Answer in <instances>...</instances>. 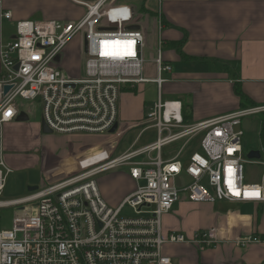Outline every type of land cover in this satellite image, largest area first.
<instances>
[{
  "label": "built area",
  "instance_id": "built-area-1",
  "mask_svg": "<svg viewBox=\"0 0 264 264\" xmlns=\"http://www.w3.org/2000/svg\"><path fill=\"white\" fill-rule=\"evenodd\" d=\"M69 1L85 10L78 20L19 19L13 40L0 41V125L16 119L18 98L38 100L42 121L51 132L93 135L97 144L73 159L76 166L53 177L45 171L44 185L35 191L0 199V208H14L10 227L0 228V264H174L165 246L188 240L164 232L162 216L181 193L195 203L264 201V160L245 156L241 128L244 117L264 112V106L187 123L180 100L158 96L141 120L119 125L118 102L125 86L153 82L160 91V73L171 67L163 64L158 48L153 59L157 75H143L144 34L141 28L129 27L135 22L128 4ZM2 4L0 0V18L11 20L12 13ZM78 33L83 36V72L72 76L56 60ZM117 40L134 41V54L102 56V42ZM5 85H11L6 94ZM142 125L156 130V140L133 149L134 143L115 155L123 132ZM173 143H178L177 150L164 158L163 148ZM245 163L263 167L259 181L245 182ZM121 167H127L135 188L112 206L102 198L96 176ZM11 171L2 160L0 144V195ZM251 191L259 195H245ZM126 206L129 212L123 213ZM216 239L212 227L196 232L191 241L204 249Z\"/></svg>",
  "mask_w": 264,
  "mask_h": 264
},
{
  "label": "crops",
  "instance_id": "crops-1",
  "mask_svg": "<svg viewBox=\"0 0 264 264\" xmlns=\"http://www.w3.org/2000/svg\"><path fill=\"white\" fill-rule=\"evenodd\" d=\"M4 1L3 8L10 10L12 21L30 18L34 12L31 11L29 16H16ZM115 1L126 3L133 9L134 22L140 25L144 34V58L147 59L145 56L151 52L153 61L156 54L154 56L151 49L155 48L157 51L159 48L163 64L171 67L169 71L160 73L163 79L160 91L155 83L146 82L155 86V99L144 95L142 89L146 83L125 86L123 97L127 94L134 96L138 105L135 109L128 110L126 102L121 101L123 126L141 120L146 109L152 106L158 96L162 98V95L180 100L183 111L191 113L192 122L234 112L244 108L234 92L236 84L255 106H264V0ZM4 20L8 19L0 18V41L6 43L2 40L1 23ZM160 20L163 21L162 25ZM147 46L151 48L150 51ZM154 68L155 75L145 76L146 78L157 75L155 65ZM82 72L83 65L79 75ZM14 121L17 120L0 125L1 147H4L5 126L15 128L21 125ZM24 125L30 126L33 133L39 135L38 117ZM257 133V140L261 144L257 147L252 146L255 144L253 142L252 145L247 144L248 148L259 151L258 159H261L262 154L264 155L261 127H258ZM59 138L65 141L63 146L58 145L61 148H57L59 154L49 147L40 150L41 163L43 155L51 158L50 163L43 164V170L51 177L76 166L74 163L77 160L73 159L97 144L95 139L89 144H81L82 146L70 141L89 138L83 135H64ZM33 140L31 134V141ZM23 143L24 140H17L13 144L15 147L12 148L16 153L12 157L8 155L9 160L7 159L12 166L24 167L27 161L22 152L29 147H25ZM29 143L30 140L27 141ZM244 147L246 142L243 141L245 150ZM60 166L62 169L58 171ZM125 175L131 181V186L122 198L135 188V182L128 173ZM44 179L42 177L43 182ZM162 225L164 232L180 233L188 240L165 246L164 252L174 264H264V201L217 200L195 203L187 200L185 194L181 193L171 210L162 216ZM212 227L216 230L215 243L204 249L192 243L196 232ZM253 237L258 239L248 241Z\"/></svg>",
  "mask_w": 264,
  "mask_h": 264
},
{
  "label": "rangeland",
  "instance_id": "rangeland-1",
  "mask_svg": "<svg viewBox=\"0 0 264 264\" xmlns=\"http://www.w3.org/2000/svg\"><path fill=\"white\" fill-rule=\"evenodd\" d=\"M4 3H7V5H9L12 10H14V12L17 14L16 16H29L28 14L31 11H34L33 14L30 15L31 19L51 18L61 21L78 20L82 16L81 14H83V12L85 11L82 6L74 4L69 0H5ZM15 24V20H4L1 23L2 40L4 42H9L13 40L12 36L15 34ZM150 49L151 48L147 46V50L150 51ZM151 51L155 56L156 49L152 48ZM150 53L151 52H148L147 56H145L147 59H145L143 66V75L146 77H151L155 75V64L153 65ZM60 61L62 62V65L69 74L75 76L79 75V71L82 69L84 61L83 36L81 33H78L76 36H74L71 41L66 45L65 49L63 50L60 56V60L59 56L58 60H56V62L61 64ZM142 91L147 98H156L155 86L153 84H144ZM124 94L125 93L123 92L120 94L118 102L119 125L123 124L122 117L124 113L121 109V101L126 102L128 110H133L138 105V101L134 96H130L129 94H127L124 98ZM161 99L164 100L169 98L166 95H162ZM17 104L21 111L27 112L29 117L26 121H14L21 125L15 128L12 127L13 129L9 128V126L4 125L5 133L3 139L4 147H2V160L5 165L8 166L12 171L6 176L4 189L2 190V194L0 195L1 200L21 198L29 194L27 190L28 186H43L44 182L42 180V177H44L45 170H43L44 167L43 163H41L40 158L41 148H53L54 152L59 154L58 150H61V148L58 145L62 144L63 146L65 143L64 140L62 141L59 138L64 135L60 136V134L57 133H47L42 131V106L38 100L29 101L18 98ZM35 117L39 118V135L34 134L33 129H31L30 126L24 125L29 124ZM262 117L263 114H253L246 116L242 119L241 128L244 131L243 141L246 142V147H244L245 156L247 155V152L249 150L253 149L248 148V144H251L253 142L255 144L251 145L254 147H257L259 144H261V142H258L257 140V132L258 127H261ZM146 126L147 125L138 126L126 132H123L122 137H120L119 143L117 145L115 155H120L124 153L127 149L132 146L134 142L135 144L133 145V149L139 148L155 141L157 136L156 130L154 128L146 129ZM141 131L143 133L139 137L138 134ZM31 134H33V141H31ZM83 136H87L89 138H86L84 140L82 138L76 140L72 139L70 141L73 142L74 145H81L85 142L89 144L94 141V139L96 140V137L93 135ZM137 137L139 138L135 140ZM22 139L24 140V146L29 147L25 148L26 150L22 152L25 154L24 156L26 157L27 161L23 165L24 167H15L8 162V155H11V157L14 156L13 154L16 153V150L12 148L15 147L13 146V144L17 140L23 141ZM28 140H30L29 144H27ZM177 148L178 143H173L163 148V157L167 158L173 155ZM261 160H264L263 154L261 156ZM126 171H128L127 167H121L117 170L107 171L96 176L101 196L109 205L114 206L119 201H121L122 196L125 194L128 188H130L131 181L125 175L127 173ZM262 171L263 167L261 165L245 163V182L253 183L259 181L261 178ZM122 172L126 173L123 174ZM13 212V207L0 208V228L10 227L13 218ZM122 212H129L128 207H124Z\"/></svg>",
  "mask_w": 264,
  "mask_h": 264
},
{
  "label": "snow or ice",
  "instance_id": "snow-or-ice-1",
  "mask_svg": "<svg viewBox=\"0 0 264 264\" xmlns=\"http://www.w3.org/2000/svg\"><path fill=\"white\" fill-rule=\"evenodd\" d=\"M123 13L126 15L127 14V9L122 10ZM131 43V48L133 49V44L134 41L132 40H126V41H103L102 42V51H101V55L102 56H131L133 55V50L129 53V52H117V51H112L113 48L115 47H126L128 45V43ZM11 115V111L5 113V116H9ZM232 149H229V152H231ZM229 173L231 174L232 169L229 168L228 169ZM229 187L232 188V181L231 179H229L228 181ZM235 195H239L240 193L238 191L234 192ZM246 196H258L259 193L257 191H251V192H245Z\"/></svg>",
  "mask_w": 264,
  "mask_h": 264
},
{
  "label": "water",
  "instance_id": "water-1",
  "mask_svg": "<svg viewBox=\"0 0 264 264\" xmlns=\"http://www.w3.org/2000/svg\"><path fill=\"white\" fill-rule=\"evenodd\" d=\"M130 28L132 29H139L140 28V25L138 24H134V25H131L129 26ZM86 50V45L84 44V51ZM17 68V66H16ZM11 88V85H5L3 87V93L6 94L9 89ZM28 119V115L23 112V111H20L18 113V115L16 116V120L17 121H26ZM41 128H42V131L43 132H47V133H50L51 130L46 126V124L42 121L41 122ZM116 129V124L111 128V132H113L114 130ZM247 158L249 159H254V158H260V153L258 150H250L249 152H247V155H246ZM51 162V158L47 155H43L42 157V163L43 164H48ZM38 188L37 185H34V186H28L27 190L28 192H32V191H35L36 189Z\"/></svg>",
  "mask_w": 264,
  "mask_h": 264
},
{
  "label": "trees",
  "instance_id": "trees-1",
  "mask_svg": "<svg viewBox=\"0 0 264 264\" xmlns=\"http://www.w3.org/2000/svg\"><path fill=\"white\" fill-rule=\"evenodd\" d=\"M163 23V21H162ZM234 92L236 93V95H238V97L240 98V104L242 107H249V106H255V104L249 100V98L243 93L241 87L239 85H235L234 86ZM183 118L184 121L187 123L192 122V116L191 113L189 111H183ZM261 135L264 136V113H263V117H262V125H261ZM264 143V141H263Z\"/></svg>",
  "mask_w": 264,
  "mask_h": 264
},
{
  "label": "clouds",
  "instance_id": "clouds-1",
  "mask_svg": "<svg viewBox=\"0 0 264 264\" xmlns=\"http://www.w3.org/2000/svg\"><path fill=\"white\" fill-rule=\"evenodd\" d=\"M112 51L129 52L130 53L132 51L131 43L129 42L126 47H115V48L112 49ZM8 118H9V116H5V119H8Z\"/></svg>",
  "mask_w": 264,
  "mask_h": 264
}]
</instances>
